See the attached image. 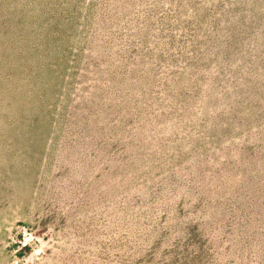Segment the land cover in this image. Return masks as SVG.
<instances>
[{
    "label": "rangeland",
    "instance_id": "obj_1",
    "mask_svg": "<svg viewBox=\"0 0 264 264\" xmlns=\"http://www.w3.org/2000/svg\"><path fill=\"white\" fill-rule=\"evenodd\" d=\"M0 264H264V0H0Z\"/></svg>",
    "mask_w": 264,
    "mask_h": 264
}]
</instances>
